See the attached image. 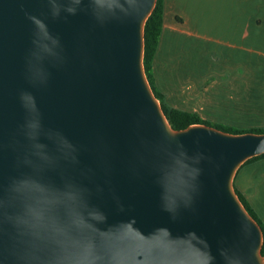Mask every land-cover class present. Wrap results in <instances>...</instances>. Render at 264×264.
Masks as SVG:
<instances>
[{"label": "water", "instance_id": "1", "mask_svg": "<svg viewBox=\"0 0 264 264\" xmlns=\"http://www.w3.org/2000/svg\"><path fill=\"white\" fill-rule=\"evenodd\" d=\"M156 1L0 0V264H264L233 186L264 132L171 127Z\"/></svg>", "mask_w": 264, "mask_h": 264}, {"label": "crops", "instance_id": "2", "mask_svg": "<svg viewBox=\"0 0 264 264\" xmlns=\"http://www.w3.org/2000/svg\"><path fill=\"white\" fill-rule=\"evenodd\" d=\"M151 72L166 105L264 130V0H163ZM233 186L264 226V157L242 164Z\"/></svg>", "mask_w": 264, "mask_h": 264}, {"label": "trees", "instance_id": "3", "mask_svg": "<svg viewBox=\"0 0 264 264\" xmlns=\"http://www.w3.org/2000/svg\"><path fill=\"white\" fill-rule=\"evenodd\" d=\"M162 15H163V0H157L156 5L152 11V13L147 18L145 25H144V57H143V64L145 69V74L149 81V84L152 88V91L156 98L159 100L162 110L166 115V118L171 125V127L175 130L183 129L190 124H207V122L203 121L195 112H189L180 110L177 108L170 107L163 102L162 95L157 91L154 86L153 77H152V61L154 58V53L156 51V47L158 44V40L160 37L161 29H162ZM216 128L230 132V133H244L246 131L240 130H224L221 127L217 126ZM251 132L255 133H263L264 130H252ZM264 157V153L255 157L248 159L245 163L256 160L258 158ZM237 193V192H236ZM241 202L245 206L248 213L258 222L260 225L262 232H263V244L261 248V254L264 256V226L262 223L257 219L254 212L251 208L247 205L245 200L237 193Z\"/></svg>", "mask_w": 264, "mask_h": 264}, {"label": "rangeland", "instance_id": "4", "mask_svg": "<svg viewBox=\"0 0 264 264\" xmlns=\"http://www.w3.org/2000/svg\"><path fill=\"white\" fill-rule=\"evenodd\" d=\"M202 112V111H201ZM207 124L209 125V126H212V127H217V126H219V127H221L222 129H224V130H230V128L228 127V126H226V125H220V124H217V123H214V122H211V121H208L207 122ZM234 130V129H233Z\"/></svg>", "mask_w": 264, "mask_h": 264}]
</instances>
